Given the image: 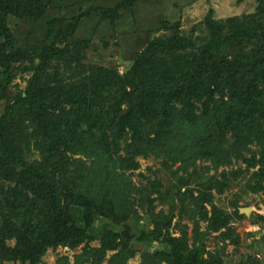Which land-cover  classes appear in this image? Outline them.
Returning <instances> with one entry per match:
<instances>
[{"label": "trees", "instance_id": "trees-1", "mask_svg": "<svg viewBox=\"0 0 264 264\" xmlns=\"http://www.w3.org/2000/svg\"><path fill=\"white\" fill-rule=\"evenodd\" d=\"M62 1L74 0H0V99L7 100L0 114V264H5L6 240L14 235L18 243L11 255L22 264H40L49 248L74 249L83 242L85 251L75 264H103L110 250L118 251L109 264H127L136 254L135 243L159 244L142 254V264H226L204 243L222 229L219 238L239 244L233 217L214 203L212 190L223 193L243 170L206 178L197 195L187 186L199 176L197 169L190 171L198 161H210L208 169L218 171L234 159L252 170L248 188L264 191V0H257L255 12L221 20L210 9L209 32L200 43L175 24L170 35L151 40L123 75L96 66L75 69L73 77L52 85L50 74L59 72L62 62L68 69L69 57L83 56L78 45L62 48L58 41L75 35L88 14L84 6L114 21L119 11L144 0H119L109 8L96 5L102 0H76L77 14L45 18L43 35L31 49L17 38L12 18L37 24L50 9L62 8ZM26 60L32 73L27 95L11 96L14 64ZM32 149L40 158L31 159ZM150 156L180 162L186 174L172 184L168 212L155 210L158 181L136 184L128 173L139 169V157ZM187 199L194 206L192 245L186 225L178 226L181 235L171 232L175 207L180 203L184 211ZM137 205L153 225L139 234L125 223ZM235 214L242 217L238 209ZM201 220L208 222L205 231ZM95 239L100 246H90Z\"/></svg>", "mask_w": 264, "mask_h": 264}, {"label": "rangeland", "instance_id": "rangeland-1", "mask_svg": "<svg viewBox=\"0 0 264 264\" xmlns=\"http://www.w3.org/2000/svg\"><path fill=\"white\" fill-rule=\"evenodd\" d=\"M118 1L102 0V2L96 5H100V8H109L117 5ZM63 4H67L68 6L64 7ZM257 7V0H144L138 5H135L134 8H125L119 11L116 19L112 21L104 18L95 8L88 9V7L84 6V10L88 14H85L83 20L77 26V30L74 32L75 35L70 37L68 41H58V45L62 48H65L69 44L73 46L78 45L83 56H74L73 61L69 57L72 65L68 69L64 67V62H62L60 71H54L53 74H50L52 85L60 77L67 80L73 77L75 75V69L86 72L96 66L117 69L119 74L123 75L133 67L137 55L147 47L151 40L163 37V35H170L175 24L179 25L182 35L193 36L200 43L203 42L200 38L208 35L209 32L205 16L210 9H214L215 19L221 20L255 12ZM80 9L81 6L76 0L68 3L62 1V8L57 9L55 7L50 9L37 24L25 19L16 21L15 18H12L13 30L18 39L27 40L30 43L31 49L33 44L39 43V39L43 35L42 25L46 17H55L59 13L70 17L73 14H77ZM63 56L66 59L67 52ZM28 66V60L24 62L19 61L14 64L16 76L10 86L11 96L13 94L12 92L23 91V96L26 97L27 93L25 89L32 74L27 70ZM6 105L7 100L0 99V114L4 112ZM125 108L127 109V107ZM200 112V110H197V113ZM31 131L32 124H30L26 132L31 133ZM35 139V137H31L30 146H33ZM25 145H27V142ZM252 147L253 150L257 148L256 145ZM224 149L227 153L231 152V145L227 144ZM30 157L31 159H37L40 158V154L37 150L32 149ZM138 160L140 162L139 169L130 170L128 173L132 176L136 184H145L149 180L158 181L161 185V196L159 198L157 193L153 194V197H155V210L156 212L161 210L168 212L171 207L170 201L173 199L170 194L172 184L176 181L177 176L185 174L183 172L184 170L181 169L180 162L173 163L171 159L165 162L163 158L155 156L148 158L139 157ZM209 165H211L210 161L200 160L195 167L190 168V171L194 169L199 171V176L190 180L187 186L193 189L196 195L199 192L197 188H200L201 185L202 188H205L206 178L210 176L216 175L220 177L221 172L235 169H242L243 173L236 178H232L229 188L223 193L212 190L214 203L228 211L233 217L231 225L234 229V235H238L239 244L236 245L229 239L223 241L219 238L221 229L220 231L211 232L207 236V239L204 240L207 251H211L212 253L219 251V254L223 256L226 264L252 262L255 264H264V191L254 192L248 188L247 183L250 181L252 170L248 171L246 163L241 160L233 159L230 165L221 166L218 171L213 168L208 169ZM187 187L183 188V190ZM132 196L135 197V194ZM177 202H179L178 199H176ZM189 206L192 205L188 199L185 201L184 211L182 205L180 203L177 204L174 210L175 217L171 232L174 235H181L182 231L178 229V226L186 225L187 228L185 230L188 233L189 243L192 245L195 229V221L192 217L194 206L192 207L193 209ZM205 206L209 211V215H211L210 204L205 203ZM245 207L251 208L249 214L240 212V208ZM136 209L137 212L128 221L126 220L125 223L128 222L133 233L139 234L152 228L153 225L151 224V216H149L147 211L138 205ZM195 209L197 210L195 217L197 219L201 218V207L198 206ZM236 209H238L242 217H238L235 214ZM180 212L184 216H181ZM98 224H100L99 221L96 222V225ZM207 225V221L201 220L200 230L205 231ZM223 230H226V228H223ZM17 243L18 240L15 235L6 240L7 252L4 258L5 264H22L20 259L11 255V249L15 248ZM89 244L90 246L98 247L101 245V240L95 239L90 241ZM158 245L148 246L144 243H135L133 246L136 254L127 261V264H142V254L148 250H156ZM85 246L86 243L83 242L74 249L62 245L55 249L49 248L42 255L40 264H65L66 258L69 259L68 264H75L76 255L83 253ZM117 251H107L103 264H109L108 260ZM162 264L168 263L164 262Z\"/></svg>", "mask_w": 264, "mask_h": 264}, {"label": "water", "instance_id": "water-1", "mask_svg": "<svg viewBox=\"0 0 264 264\" xmlns=\"http://www.w3.org/2000/svg\"><path fill=\"white\" fill-rule=\"evenodd\" d=\"M127 109L125 108L123 112H126ZM241 213L249 214L251 212V208H240Z\"/></svg>", "mask_w": 264, "mask_h": 264}]
</instances>
